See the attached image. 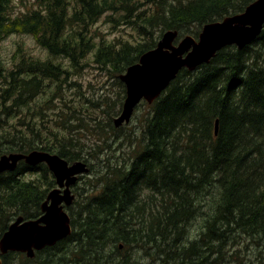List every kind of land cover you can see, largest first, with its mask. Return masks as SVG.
Wrapping results in <instances>:
<instances>
[{
	"label": "trees",
	"instance_id": "trees-1",
	"mask_svg": "<svg viewBox=\"0 0 264 264\" xmlns=\"http://www.w3.org/2000/svg\"><path fill=\"white\" fill-rule=\"evenodd\" d=\"M20 1L39 10L12 19L13 0H0V43L29 35L49 58L20 51L12 68H1L0 157L39 150L69 163H87L89 156L75 135L97 127L75 123L86 116L81 105L73 104L72 91H80L74 78L79 70L93 62L108 79L116 78L122 109L126 87L119 77L155 49L165 32L178 31V41L188 35L198 39L204 26L241 14L256 0ZM105 16L128 29L135 42L118 38L107 43L97 32L102 39L97 43L92 28ZM258 44L264 45V29L244 49L224 48L194 72L182 70L157 100L138 106L148 113L132 166L124 167L127 161L120 155L117 165L107 160L98 185L82 189L85 200L70 212L73 233L64 243L79 242L81 251L85 241L94 243L87 264H139L130 254L138 248L161 264H222L228 255H237L230 249L241 245L248 259L258 249L256 259L264 264V58L262 64L248 58ZM39 97L45 98L43 104L36 102ZM55 98L57 119H52L54 110L43 105ZM66 123L68 137L53 132V124ZM110 148L108 143L105 149L91 148L88 155ZM37 173L41 180L23 179ZM50 175L45 164L25 161L0 175V239L10 226L7 200L32 208L19 209L26 220L39 218L55 185ZM17 197L24 203L13 200ZM197 219L204 223L199 240L184 242ZM110 228L116 236L108 233Z\"/></svg>",
	"mask_w": 264,
	"mask_h": 264
},
{
	"label": "rangeland",
	"instance_id": "rangeland-1",
	"mask_svg": "<svg viewBox=\"0 0 264 264\" xmlns=\"http://www.w3.org/2000/svg\"><path fill=\"white\" fill-rule=\"evenodd\" d=\"M12 6L13 9L9 14L12 19H16L26 13L29 14L32 10H39V6L37 4H25L22 3L20 0H13ZM123 28V26H114L113 24H111V22L107 21V16H105L102 17L97 24H95V26L92 28V31L95 37V41L97 43L102 41V39L95 35L97 32L100 33L101 37L105 38V41L107 43L113 42L115 39L118 38H122L126 41L134 43V39L127 35V33L130 31L126 28ZM132 33L133 32L129 34ZM254 49L256 52H261L262 56L260 57L258 53L254 52V55L252 54V56L248 58L250 62L257 63V61L259 60V63L264 58V45L258 44L254 47ZM20 51L27 55H32L33 57L41 60H47L49 58L48 52L38 45L34 37L29 35L16 34L8 37L6 40L0 43V61L2 63L1 68H12L16 58V61H18ZM90 58L92 59V54L90 55ZM63 62L68 67H70L69 63L66 60H64ZM0 73H3V70ZM74 78L79 83L80 87L78 90L80 91H72L74 95L73 100L76 101V103L73 104L81 105L83 107V112L86 114L85 118L82 121H75V123H79L84 126L88 125L90 129L91 127H97L94 131L84 129L81 133H77L75 135V137H77L78 139V143L85 148V151L83 153H86L85 156H89L87 164L91 166V172L84 175V180L81 181V189H88L90 187L92 190L93 187L90 186V184L98 185L100 176L103 174V170H106V167H103V165L107 164V160H109L108 162H112L113 165H117L116 162L118 161L120 155L123 157L124 160L127 161V163H122L124 167L130 168L132 166L131 159H133V157L137 155L141 150V121L144 117L147 116L148 110H145V107L141 106L140 110L135 111L133 119L129 125H125L119 129L115 128L116 131H113V120L118 117L121 112V89L117 83V79H108V76L102 71H100L97 65L93 62H90L89 66H87L85 69L79 70V72ZM81 93L83 94V97L79 99V94ZM44 100V97H39L36 102H41L43 104ZM77 100H79V102ZM58 104L59 103L55 98L53 100V104L50 102L48 106L43 105V110L53 109L54 111L50 113L51 118L57 119L55 114L57 113L56 110L58 108ZM32 105L34 107V103ZM67 125L68 123H66L63 127H60L53 124L52 130L55 133H59L62 136L64 135L68 137V130L67 128H65ZM107 143L111 144V148L108 149L107 152L99 154L98 156H92V154L88 155V152L92 153L91 148L105 149ZM122 151L124 152L122 153ZM103 159L106 161L103 162ZM111 170H115L114 167ZM38 174L39 173L35 175H26L23 177V179L41 180V175ZM50 178L53 179V176L50 175ZM96 193H99V191H97ZM13 200L17 201L20 204L24 203L25 201L20 197L14 198ZM84 200L85 199L81 196L80 202L83 203ZM1 201L2 203L0 204V207L3 205L4 199H1ZM7 203L10 205V207L7 208L9 225L13 221H15V219L20 215L19 209H32L31 207L20 208L19 206L15 205L12 201H10V199L7 200ZM0 223H2V220H0ZM203 224L204 223L202 219L194 220L187 228V236L185 237L184 242L191 243L198 241L202 234ZM76 231L78 232L77 228ZM108 233L111 236H116L115 230H113L112 228L109 229ZM85 243L86 248L84 251H81L79 242L70 241L68 243H64L63 245L59 244L58 246H56L57 248L55 249H49V251L41 253L38 256V260L36 262L30 263L24 260L23 258L17 256L11 259L9 261V264L14 262L16 264H87V259L90 257L91 249L93 248L94 243H89L87 241H85ZM230 250L233 252H237V255H228L225 262H223L222 264H234L238 261H241L240 264H250L251 261L255 262V264L259 263L256 259L258 249L255 250V252L254 249L252 250V252L249 254V259L246 247L243 245L237 247V249ZM70 253H72L73 256L69 255ZM130 254L133 257L134 263L161 264L150 258L149 255L145 253V251H140L139 248L132 249L130 251ZM116 255L118 256V254Z\"/></svg>",
	"mask_w": 264,
	"mask_h": 264
},
{
	"label": "water",
	"instance_id": "water-1",
	"mask_svg": "<svg viewBox=\"0 0 264 264\" xmlns=\"http://www.w3.org/2000/svg\"><path fill=\"white\" fill-rule=\"evenodd\" d=\"M263 28L264 0H256L241 14L229 16L223 22L206 25L200 34L199 42L187 36L175 47L174 42L178 32H166L155 49L143 55L138 64L130 67L127 74L120 77L126 85L127 96L121 115L114 120L115 127L120 128L130 123L138 104L143 99L151 104L183 68L193 72L201 65L210 63L216 53L227 46L235 45L242 50L262 33ZM207 43L208 46H206ZM207 49L210 51L208 52ZM23 159L31 165L47 163L54 172L59 187H66L63 195L59 189L49 194L42 207L44 215L41 218L32 221H26L23 217L18 218L0 240L1 253L17 251L26 252L32 256L35 250L53 246L71 235L70 217L60 204L64 202L68 206L73 204L75 196L72 195L71 186L76 184L79 175L88 173L89 169L83 162H76L69 166L57 156L33 152L29 156L19 154L2 156L0 173L14 170L17 163Z\"/></svg>",
	"mask_w": 264,
	"mask_h": 264
},
{
	"label": "flooded vegetation",
	"instance_id": "flooded-vegetation-1",
	"mask_svg": "<svg viewBox=\"0 0 264 264\" xmlns=\"http://www.w3.org/2000/svg\"><path fill=\"white\" fill-rule=\"evenodd\" d=\"M83 180H84V178L80 177L77 184L71 188L72 194L75 196V200H74L73 204L70 206H67L65 203L61 204V207H63L64 212L69 217H70L69 213L72 211V209H74V207L76 206V204L79 202V200L81 198V194H80V192L82 191L81 181H83ZM54 188H59V187L55 185L52 189H54ZM59 189H61L62 192L65 190V188H59ZM70 220H71V217H70ZM70 224H71V222H70ZM71 229H72V233H73L72 224H71ZM72 233H71V235H72ZM67 238H69V236L66 237L65 239L61 240V242H62L61 245L64 244V241ZM46 249L49 250L50 248H46ZM46 249H44V250H46ZM44 250H42V251L35 250L33 252L32 256H29V254L26 252H17V251H8L7 253H1L0 252V264H9V261L11 259L17 257V256L23 258L24 260H26L30 263H33V262H36L38 260V256L41 253H43ZM11 264H16V263L14 262Z\"/></svg>",
	"mask_w": 264,
	"mask_h": 264
},
{
	"label": "bare ground",
	"instance_id": "bare-ground-1",
	"mask_svg": "<svg viewBox=\"0 0 264 264\" xmlns=\"http://www.w3.org/2000/svg\"><path fill=\"white\" fill-rule=\"evenodd\" d=\"M218 130H219V122H217L216 123V135L218 134ZM81 162H83V163H85V164H87L86 162H84V161H81ZM88 165V164H87ZM186 183V182H185ZM71 217V216H70ZM122 248V247H121ZM192 257V256H191Z\"/></svg>",
	"mask_w": 264,
	"mask_h": 264
}]
</instances>
